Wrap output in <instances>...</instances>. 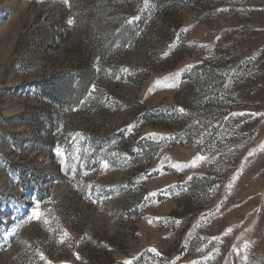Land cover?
<instances>
[{"label": "rangeland", "instance_id": "rangeland-1", "mask_svg": "<svg viewBox=\"0 0 264 264\" xmlns=\"http://www.w3.org/2000/svg\"><path fill=\"white\" fill-rule=\"evenodd\" d=\"M126 262L264 264V0H0V264Z\"/></svg>", "mask_w": 264, "mask_h": 264}, {"label": "trees", "instance_id": "trees-1", "mask_svg": "<svg viewBox=\"0 0 264 264\" xmlns=\"http://www.w3.org/2000/svg\"><path fill=\"white\" fill-rule=\"evenodd\" d=\"M157 9H160L163 4L169 2V0H153ZM96 21V20H95ZM117 19H112L110 22V28L108 29L111 34L113 27L116 24ZM95 22L91 23L87 35L90 36L95 31ZM125 24L121 25L116 34L112 37L110 43L104 48V54H109L111 51H116L118 47L123 46L127 41L129 35L125 34ZM111 50V51H110ZM103 54V55H104ZM95 70L90 67H83L76 71H61L55 74L52 79L55 83L51 86L53 100L64 106H71L76 104L80 97L88 89L92 80V76Z\"/></svg>", "mask_w": 264, "mask_h": 264}, {"label": "snow or ice", "instance_id": "snow-or-ice-1", "mask_svg": "<svg viewBox=\"0 0 264 264\" xmlns=\"http://www.w3.org/2000/svg\"><path fill=\"white\" fill-rule=\"evenodd\" d=\"M71 23V21H70ZM182 111V110H181ZM59 151V150H58ZM34 217L39 219L40 218V214L37 212V213H34ZM66 235V234H65ZM126 264H130V262H126Z\"/></svg>", "mask_w": 264, "mask_h": 264}]
</instances>
